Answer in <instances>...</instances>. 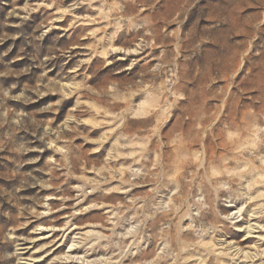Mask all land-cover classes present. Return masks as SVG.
Segmentation results:
<instances>
[{
  "label": "rangeland",
  "instance_id": "374dc122",
  "mask_svg": "<svg viewBox=\"0 0 264 264\" xmlns=\"http://www.w3.org/2000/svg\"><path fill=\"white\" fill-rule=\"evenodd\" d=\"M0 264H264L255 5L0 0Z\"/></svg>",
  "mask_w": 264,
  "mask_h": 264
},
{
  "label": "clouds",
  "instance_id": "9594fccd",
  "mask_svg": "<svg viewBox=\"0 0 264 264\" xmlns=\"http://www.w3.org/2000/svg\"><path fill=\"white\" fill-rule=\"evenodd\" d=\"M239 2L247 7L249 4L255 5V8L260 16H264V0H239ZM59 103V102H58ZM83 111V110H82ZM79 123V121H77Z\"/></svg>",
  "mask_w": 264,
  "mask_h": 264
}]
</instances>
